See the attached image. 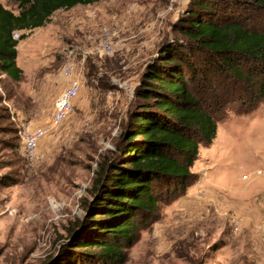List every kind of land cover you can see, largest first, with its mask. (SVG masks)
I'll return each instance as SVG.
<instances>
[{
	"label": "rangeland",
	"instance_id": "1",
	"mask_svg": "<svg viewBox=\"0 0 264 264\" xmlns=\"http://www.w3.org/2000/svg\"><path fill=\"white\" fill-rule=\"evenodd\" d=\"M0 2L18 13L17 4ZM191 3L101 0L25 32L17 46L22 78L0 71V264L45 263L85 216L99 165L114 158L141 103L144 74ZM71 56L83 79L74 112L30 157L20 131L53 114ZM224 114L215 141L200 145L195 182L178 198L164 194L157 213L139 219L124 264H264V102L249 115L233 106Z\"/></svg>",
	"mask_w": 264,
	"mask_h": 264
},
{
	"label": "trees",
	"instance_id": "2",
	"mask_svg": "<svg viewBox=\"0 0 264 264\" xmlns=\"http://www.w3.org/2000/svg\"><path fill=\"white\" fill-rule=\"evenodd\" d=\"M10 1L19 11L0 2V71L16 82L25 32L101 0ZM186 12L144 74L141 103L114 158L99 165L85 216L43 264H124L139 219L155 215L164 194L178 198L195 182L200 145L215 141L224 112L233 106L249 115L264 102V0H192Z\"/></svg>",
	"mask_w": 264,
	"mask_h": 264
},
{
	"label": "built area",
	"instance_id": "3",
	"mask_svg": "<svg viewBox=\"0 0 264 264\" xmlns=\"http://www.w3.org/2000/svg\"><path fill=\"white\" fill-rule=\"evenodd\" d=\"M14 35L16 39L20 38L19 32H15ZM102 50L104 54L109 56L115 53L112 43L108 40L102 43ZM69 52L73 55L75 48L72 47ZM72 58L73 56L70 57L69 62L63 67L67 84L54 101L53 114L45 123L41 125L29 124L20 131L21 141L30 157H35L38 153L41 140L53 134L74 112L75 101L83 88V79L76 73Z\"/></svg>",
	"mask_w": 264,
	"mask_h": 264
}]
</instances>
